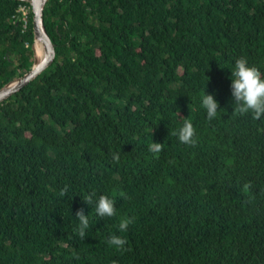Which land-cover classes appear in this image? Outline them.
I'll return each instance as SVG.
<instances>
[{
	"label": "trees",
	"instance_id": "16d2710c",
	"mask_svg": "<svg viewBox=\"0 0 264 264\" xmlns=\"http://www.w3.org/2000/svg\"><path fill=\"white\" fill-rule=\"evenodd\" d=\"M26 1L0 0V89L33 66ZM44 23L54 63L0 104V264H264V115L230 94L236 59L264 75V0H49Z\"/></svg>",
	"mask_w": 264,
	"mask_h": 264
},
{
	"label": "clouds",
	"instance_id": "9594fccd",
	"mask_svg": "<svg viewBox=\"0 0 264 264\" xmlns=\"http://www.w3.org/2000/svg\"><path fill=\"white\" fill-rule=\"evenodd\" d=\"M230 94L232 103L236 105V112L251 113L253 118L259 119L264 115V75L255 67L248 64L245 58H239L234 61V66L230 71ZM200 106L206 113L207 119L211 120L216 117L218 110V102L210 93L203 92L200 97ZM179 142L183 144L194 143V127L190 120L185 119L183 123L174 131ZM162 144L152 142L149 145V150L159 152ZM113 158H117L114 154ZM66 190L62 191L61 195H65ZM83 200L94 208V213L97 217H113L115 215L114 200L108 195L89 192L82 197ZM78 220L77 232L80 237L85 236V231L89 227L88 215L83 209H78L75 213ZM131 218H123L118 224L120 232H126ZM108 244L116 249H123L126 240L118 235H111L108 238Z\"/></svg>",
	"mask_w": 264,
	"mask_h": 264
},
{
	"label": "water",
	"instance_id": "95a60500",
	"mask_svg": "<svg viewBox=\"0 0 264 264\" xmlns=\"http://www.w3.org/2000/svg\"><path fill=\"white\" fill-rule=\"evenodd\" d=\"M26 2L30 4L33 13V66L25 75L10 81L0 89V104L35 81L51 67L56 59V45L47 33L44 23V11L49 0H27ZM39 49L43 51L42 55L38 54Z\"/></svg>",
	"mask_w": 264,
	"mask_h": 264
},
{
	"label": "built area",
	"instance_id": "2783aa9c",
	"mask_svg": "<svg viewBox=\"0 0 264 264\" xmlns=\"http://www.w3.org/2000/svg\"><path fill=\"white\" fill-rule=\"evenodd\" d=\"M19 12L21 14V19L24 22L25 28L27 27L28 24V15L30 13V7L26 5H22L19 9ZM28 46V45H27Z\"/></svg>",
	"mask_w": 264,
	"mask_h": 264
},
{
	"label": "bare ground",
	"instance_id": "6f19581e",
	"mask_svg": "<svg viewBox=\"0 0 264 264\" xmlns=\"http://www.w3.org/2000/svg\"><path fill=\"white\" fill-rule=\"evenodd\" d=\"M42 53H43V51H42L41 49H39V50H38V54H39V55H42ZM204 134H205V133H204ZM206 137H207V136H206ZM202 138H203V137H202ZM208 138H209V140H210V137H208ZM206 140H207V139H206ZM197 148H198V147H197ZM198 151H199V150H198ZM202 157H203V156H202ZM201 159H202V158H201ZM208 159H209V158H208ZM208 174H209V173H208Z\"/></svg>",
	"mask_w": 264,
	"mask_h": 264
}]
</instances>
